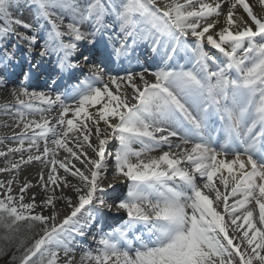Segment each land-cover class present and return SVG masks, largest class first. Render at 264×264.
<instances>
[{
  "label": "snow or ice",
  "instance_id": "6c2138e0",
  "mask_svg": "<svg viewBox=\"0 0 264 264\" xmlns=\"http://www.w3.org/2000/svg\"><path fill=\"white\" fill-rule=\"evenodd\" d=\"M18 6L0 0V86L19 64V45L7 50L10 37L23 42L29 62L11 89L20 131L15 146L0 149V173L32 161L49 171L39 174V205L35 194L25 202L30 182L14 194L16 177L0 180V254L19 241L20 255H12L18 264H76L77 248H85L80 264H264V0H29L35 25L13 18ZM40 21L50 25L43 37ZM81 44L99 60L83 79L75 76L89 61ZM142 45L158 57L156 66L113 74ZM181 53L184 64L176 59ZM52 56L56 74L48 87L65 74L77 83L30 90L29 80ZM53 109L57 114L47 115ZM212 119L222 143L205 134ZM109 165L125 189L116 207L126 218L98 230L97 247L86 248L81 240L93 210L112 208L106 196L116 183L104 184ZM59 201L68 209L62 218ZM21 224L40 231L21 237Z\"/></svg>",
  "mask_w": 264,
  "mask_h": 264
},
{
  "label": "bare ground",
  "instance_id": "6f19581e",
  "mask_svg": "<svg viewBox=\"0 0 264 264\" xmlns=\"http://www.w3.org/2000/svg\"><path fill=\"white\" fill-rule=\"evenodd\" d=\"M252 2V0H250ZM183 2V0H181ZM210 2V0H209ZM23 3V0H19V6L14 8L12 10V15L13 18H16L15 12L17 9L21 7ZM27 16V15H25ZM33 24L35 25L37 23L36 17H34ZM67 22V17L65 18V23ZM41 24H43V28H37L38 35L40 37L42 36L43 31L46 27H50V25L47 24L45 21H40ZM16 29L17 33H21V30H24L26 32V35H31L30 32H27L25 29L19 27V26H14ZM85 30L88 31L89 29L85 27ZM189 43H191V38L189 39ZM18 44L19 46L15 49L16 53V59L19 60V64H13L10 69V78H9V83L7 86H0V140L3 141V143H0V149L5 148L6 146H15L16 141L12 139L13 135L15 133H18L20 129L15 128V108L18 106L17 101L15 96L12 94L11 89L12 87L16 86L19 83V75H22L25 71H27V68L29 67V62L28 59H26V54L24 50V45L22 41H17V39L13 36L9 38L8 44H7V50L8 51H13V45ZM39 48V45H37V50ZM140 50V53L142 52L144 56H146L147 60L149 61L150 58V53L147 50L145 46H140L136 49ZM80 51L81 53L85 51L87 54L86 56H89V62L94 61V59L97 57L98 54L91 53L88 49V46L85 44L80 45ZM3 55V50H0V56ZM177 57L183 58V54H179ZM77 59H80L83 61L82 56L78 55L76 57ZM149 58V59H148ZM152 64H149L150 67H155L158 58L155 57L154 55L152 56ZM33 61L35 59H38V57L33 56L32 57ZM96 60V59H95ZM97 61V60H96ZM55 63H56V57L52 56L50 59L45 61L42 65V69L40 73L35 74L28 82V86L31 89H35L36 91H39L42 87H46L43 90L50 91V92H55L57 91L60 87H64L68 85L67 80H73L70 75L65 74L63 81H58L57 86L54 88H49L48 87V80L50 74H56L54 72L55 69ZM115 68V72L113 74H120L124 75V70L127 71H133V72H139L142 70L143 64L139 60H137V56L133 59L131 64H128L127 62H124L122 64H116L113 66ZM82 68L83 71L77 70L75 72V76L78 77L77 75L82 72V74H87V66L82 62ZM2 70V69H1ZM114 87V86H113ZM35 105L37 107H47L46 105L40 104L39 102H35ZM92 111V109H90ZM58 112L57 109H53L51 113H48L47 115L49 116H54ZM39 118V117H37ZM214 120V119H212ZM217 121V120H215ZM218 122V121H217ZM220 124V123H219ZM103 127V125H101ZM213 128H215L214 133H218L217 131L219 128L221 129V125L218 126L217 128L214 125L209 126L208 132L213 136ZM242 128L240 129V131ZM206 132V133H208ZM214 140L217 142L218 138L217 136H213ZM65 153L62 150H58V155L63 156ZM158 153L154 152L152 155H157ZM91 155V153H89ZM9 159H18V154L17 156H9ZM5 165V158L0 157V166ZM79 167V164L77 165ZM49 169L45 167V165L40 162V161H32L31 163L24 164L21 166V169L15 173H0V180H8L10 179L13 175L16 177V183L13 184V193L16 194L18 193L19 187L25 182L28 181L31 183L32 187L28 190V192L25 194V202H29L30 198L33 194H35L36 202L39 205L40 201L42 198H45V193L44 190L40 187V181H39V174L43 172L45 176H47ZM60 174L63 175V171L60 170ZM106 179L104 181L105 186L108 183H116V190L113 191L112 189H109L108 192L109 194L106 196L108 199L113 200L110 205H112L111 210L108 208H105L102 210L101 213L97 214L93 210V215L96 217L95 220L91 221V229L88 234H94L96 233L97 230L106 232V228H111L113 225H118L120 224L122 220V215L126 217V213L123 210H118L116 207L117 201L119 198H121L122 194L124 193L125 189L122 184H119L116 182L113 172H112V166L109 167L108 172L106 173ZM72 181V183H78L77 179L72 178V177H67ZM64 194L66 195H73V198L75 199V195L73 192H71L69 189H64L63 190ZM59 194V190H58ZM57 208L61 209V218L64 214L67 213L68 209L64 205L63 201H59L57 203ZM37 211H40V208L38 207L36 209ZM49 210H45V214H48ZM81 243L86 246V248H92L95 249L94 247V242L91 241L87 236L84 237L81 240ZM85 251V248H77L75 251V259H76V264H80V257L83 255V252ZM87 264V262H85Z\"/></svg>",
  "mask_w": 264,
  "mask_h": 264
},
{
  "label": "rangeland",
  "instance_id": "374dc122",
  "mask_svg": "<svg viewBox=\"0 0 264 264\" xmlns=\"http://www.w3.org/2000/svg\"><path fill=\"white\" fill-rule=\"evenodd\" d=\"M26 2L29 3V0H26ZM249 2H251V1L249 0ZM28 11L31 12V13H33V16L35 15V9H34V7H29V10H28ZM34 17H35V16H34ZM30 18H31V17H30ZM25 21H27V20H25ZM20 32H21V34H23V33L26 34V32H25L24 30H21ZM205 50H206L207 52H209V54L212 55V56H218L217 51L214 50V49H212L210 46H206ZM82 59H83V58H82ZM84 64H85V66L88 67L89 64H91V63H84ZM84 75H86V74H84ZM84 75H83V74H80L79 78H80V79H83V78H84ZM22 78H23V73H22V75H19V80H21ZM73 81H75V83H77V80H76V79H74ZM70 83L73 84L72 81H71ZM67 86H68V85H66V86H64V87H60L57 91H63L65 88H67ZM44 88H46V87H42V89H39V91L43 90ZM243 131H244V129L242 128L241 133H243ZM221 141H223V138H222ZM93 143H96L94 137H93ZM110 166H112V165H109V167H110ZM106 202H107V204H110V203L113 202V200H110V199H108V198L106 197ZM36 211H37V210H36ZM21 229L23 230V235H22L21 237H23V236H27V235L35 236L36 233H38V232L40 231V230L37 228V229H36V232H34V233H29V232L27 231V226H26L25 224H21ZM107 230H110V228H106V231H107ZM97 231H98V230H97ZM97 231H96V233H97ZM92 235H93V234H88V235H87V237H88L91 241H93V240H92ZM93 242H94V247H97L96 242H95V241H93ZM13 243H14V247L12 246V247H11V250H13L14 248L17 247V245L19 244V241H15V242H13ZM27 243H28V244H31V243H32V240L29 239V240L27 241ZM0 264H13V261L10 260V261L8 262L6 259H2V260H0Z\"/></svg>",
  "mask_w": 264,
  "mask_h": 264
},
{
  "label": "trees",
  "instance_id": "16d2710c",
  "mask_svg": "<svg viewBox=\"0 0 264 264\" xmlns=\"http://www.w3.org/2000/svg\"><path fill=\"white\" fill-rule=\"evenodd\" d=\"M0 233H2V230H0ZM20 236L23 235V230L21 229L20 233H19ZM5 241H3L2 239H0V247H4L5 246ZM14 247V243H12L11 247ZM11 247H10V250L7 251V254H0V260L2 259H6L8 262L10 260H12V255L15 254L16 256H19L20 255V251H17V247L14 248L13 250H11ZM13 261V260H12ZM13 264H18V261H13Z\"/></svg>",
  "mask_w": 264,
  "mask_h": 264
}]
</instances>
